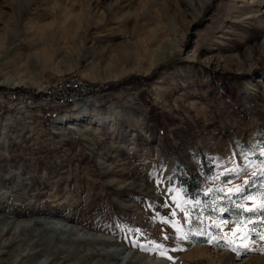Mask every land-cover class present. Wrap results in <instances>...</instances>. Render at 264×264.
Instances as JSON below:
<instances>
[{
    "label": "rangeland",
    "instance_id": "rangeland-1",
    "mask_svg": "<svg viewBox=\"0 0 264 264\" xmlns=\"http://www.w3.org/2000/svg\"><path fill=\"white\" fill-rule=\"evenodd\" d=\"M191 1L0 0V219L111 243L31 225L12 264H264V0ZM70 77L109 90L22 112L13 92Z\"/></svg>",
    "mask_w": 264,
    "mask_h": 264
},
{
    "label": "bare ground",
    "instance_id": "bare-ground-1",
    "mask_svg": "<svg viewBox=\"0 0 264 264\" xmlns=\"http://www.w3.org/2000/svg\"><path fill=\"white\" fill-rule=\"evenodd\" d=\"M191 5H194V0L191 1ZM196 18H197V15H195L193 17V19H196ZM9 78H10V80H12V77L9 76ZM71 79L72 78L70 77V80ZM13 83H15V82H13ZM60 83H62V84H60ZM66 83L67 82L65 81V79H63V82H57V83H52V84H49L47 82L45 85L43 83H37V88H38V90L51 89L54 92H60V91L66 89L65 88V87H67ZM44 219H46V218H44ZM31 225L40 228V232H42V234H44L43 235L44 239L41 237V239L43 240L42 241L43 243L45 242L44 240H46V241L48 240V238L45 237V233L50 231V233L51 232L55 233L56 234L55 239L63 244L64 247L60 248L61 251H63V252L67 251L68 252V251H71L70 248H73L71 253L74 252L77 256H79V251H80L79 247H81V246H88V247L92 248L90 250V252L88 251V254L85 255L86 258H91V259L97 258L100 256L98 250H96L95 247L103 248V247L111 246V243L109 242V240L100 237L96 233H92V232L90 233L87 231H82L81 230L82 228L80 229V227H78L74 224L59 225L55 221L40 220L38 218H32L29 220H21V219H18V220H16V219L15 220H6L5 219V220H3V219H0V264H12L11 261L15 257L18 256V258H19L22 245L24 244V241H22L19 237L26 234L28 227ZM59 234L64 235L65 238H63V237L61 238L59 236ZM78 234H81V236H78ZM22 237H24V236H22ZM39 240L40 239H38L37 241H33L30 244L28 243L27 245L29 246L30 249L35 251V249L39 245H41ZM121 254H124V252H120V250H119V251H117V254H116L117 256L114 254H110L111 256L110 255L109 256L111 257V259H117L118 256H120ZM129 254H131L129 260H127V261L125 260V262H122L120 264H168L165 261H163L162 259L151 258V257L147 256L146 254H141L139 252L131 253L129 251L128 254L126 253L127 256H129ZM76 255H73L72 259L75 260V259L79 258ZM73 263H75V262H73Z\"/></svg>",
    "mask_w": 264,
    "mask_h": 264
},
{
    "label": "built area",
    "instance_id": "built-area-1",
    "mask_svg": "<svg viewBox=\"0 0 264 264\" xmlns=\"http://www.w3.org/2000/svg\"><path fill=\"white\" fill-rule=\"evenodd\" d=\"M65 81L67 87L60 92L48 89L38 90V92L18 91L13 93L16 94V97L21 98L19 104L22 112H30L44 109L49 103L57 104L61 110L69 106L95 103L98 96L106 94L109 90L108 86L102 83L87 84L80 79L75 80V78Z\"/></svg>",
    "mask_w": 264,
    "mask_h": 264
},
{
    "label": "trees",
    "instance_id": "trees-1",
    "mask_svg": "<svg viewBox=\"0 0 264 264\" xmlns=\"http://www.w3.org/2000/svg\"><path fill=\"white\" fill-rule=\"evenodd\" d=\"M165 65H167V62L161 65L158 69L159 70L163 69ZM132 77H135V76H132ZM151 77H153V74L146 76L145 79H150ZM118 84H120L121 86L126 85L124 84V80H121ZM113 87L118 88L115 83H113ZM173 174L177 177L179 184L184 186L186 190L193 191V189L197 186L198 177L196 174L192 172H186L184 168H181L180 170L179 167H175Z\"/></svg>",
    "mask_w": 264,
    "mask_h": 264
},
{
    "label": "snow or ice",
    "instance_id": "snow-or-ice-1",
    "mask_svg": "<svg viewBox=\"0 0 264 264\" xmlns=\"http://www.w3.org/2000/svg\"><path fill=\"white\" fill-rule=\"evenodd\" d=\"M231 171H236V169H233V170H231ZM255 175V174H254ZM245 183H247V181H245ZM241 191H243V188L242 187H240V186H237L236 187V189H235V192H241ZM248 211H251V209H247ZM212 241H209V243H211ZM245 249H247V246L245 245ZM238 255H239V253H238Z\"/></svg>",
    "mask_w": 264,
    "mask_h": 264
}]
</instances>
